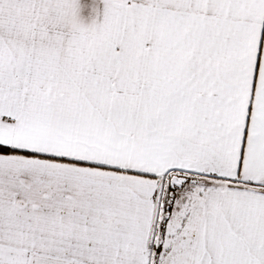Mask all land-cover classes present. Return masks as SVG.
I'll use <instances>...</instances> for the list:
<instances>
[{"label": "snow or ice", "instance_id": "snow-or-ice-1", "mask_svg": "<svg viewBox=\"0 0 264 264\" xmlns=\"http://www.w3.org/2000/svg\"><path fill=\"white\" fill-rule=\"evenodd\" d=\"M0 264H264V0H0Z\"/></svg>", "mask_w": 264, "mask_h": 264}]
</instances>
